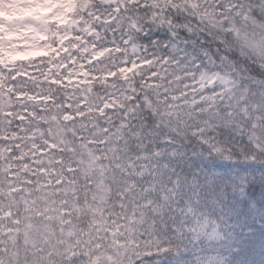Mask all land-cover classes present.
I'll use <instances>...</instances> for the list:
<instances>
[{
  "label": "snow or ice",
  "instance_id": "snow-or-ice-1",
  "mask_svg": "<svg viewBox=\"0 0 264 264\" xmlns=\"http://www.w3.org/2000/svg\"><path fill=\"white\" fill-rule=\"evenodd\" d=\"M0 66V264H249L264 251V0H85Z\"/></svg>",
  "mask_w": 264,
  "mask_h": 264
},
{
  "label": "rangeland",
  "instance_id": "rangeland-1",
  "mask_svg": "<svg viewBox=\"0 0 264 264\" xmlns=\"http://www.w3.org/2000/svg\"><path fill=\"white\" fill-rule=\"evenodd\" d=\"M59 0H0V43L6 36L5 43L12 52L40 49V35L43 32L44 20L37 19L45 14L53 18ZM63 10V9H62ZM64 11V10H63ZM249 264H264L257 250L249 258Z\"/></svg>",
  "mask_w": 264,
  "mask_h": 264
},
{
  "label": "trees",
  "instance_id": "trees-1",
  "mask_svg": "<svg viewBox=\"0 0 264 264\" xmlns=\"http://www.w3.org/2000/svg\"><path fill=\"white\" fill-rule=\"evenodd\" d=\"M85 3V0H59L57 8L61 9V13L54 12L53 18H47L45 14L38 15L37 19L44 20L43 32L40 35L42 46L40 49L31 48L28 50H18L12 52L10 47L5 43L6 36L0 43V66L15 65L17 63H29L38 57H50L57 52V48L53 46V41L58 45H63L69 35H61L58 31L50 27L55 25L57 28L64 26H72L74 23L73 16L76 10ZM64 11H63V10ZM1 29V28H0ZM4 29H1V31ZM259 258L264 261V251L257 249Z\"/></svg>",
  "mask_w": 264,
  "mask_h": 264
}]
</instances>
